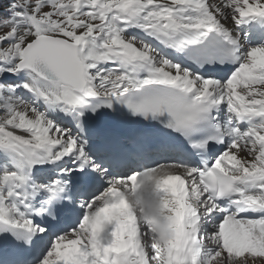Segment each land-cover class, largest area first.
<instances>
[{
    "label": "snow or ice",
    "instance_id": "1",
    "mask_svg": "<svg viewBox=\"0 0 264 264\" xmlns=\"http://www.w3.org/2000/svg\"><path fill=\"white\" fill-rule=\"evenodd\" d=\"M0 264H264V0H0Z\"/></svg>",
    "mask_w": 264,
    "mask_h": 264
}]
</instances>
